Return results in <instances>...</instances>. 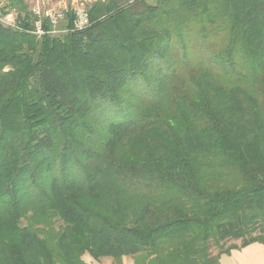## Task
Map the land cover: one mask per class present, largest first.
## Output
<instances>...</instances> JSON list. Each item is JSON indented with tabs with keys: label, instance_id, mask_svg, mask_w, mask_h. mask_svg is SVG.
<instances>
[{
	"label": "trees",
	"instance_id": "trees-1",
	"mask_svg": "<svg viewBox=\"0 0 264 264\" xmlns=\"http://www.w3.org/2000/svg\"><path fill=\"white\" fill-rule=\"evenodd\" d=\"M3 1L0 264L264 245V0Z\"/></svg>",
	"mask_w": 264,
	"mask_h": 264
},
{
	"label": "rangeland",
	"instance_id": "rangeland-1",
	"mask_svg": "<svg viewBox=\"0 0 264 264\" xmlns=\"http://www.w3.org/2000/svg\"><path fill=\"white\" fill-rule=\"evenodd\" d=\"M95 0H25L30 10L34 11L38 18L47 17L51 15L53 20L56 21L52 23L50 21V35L58 36L65 32L63 28L64 16L63 12L68 8L75 10L76 12H81L84 7ZM4 5V1L0 0V8ZM15 19L14 11L10 12L3 18L5 23H13ZM231 243L239 244V241H228L224 246H228ZM264 248L263 244H260ZM217 251V249H214ZM239 250V249H238ZM253 253H251L252 255ZM250 255V254H248Z\"/></svg>",
	"mask_w": 264,
	"mask_h": 264
},
{
	"label": "crops",
	"instance_id": "crops-1",
	"mask_svg": "<svg viewBox=\"0 0 264 264\" xmlns=\"http://www.w3.org/2000/svg\"><path fill=\"white\" fill-rule=\"evenodd\" d=\"M82 258L87 264H135V258L130 256H123L119 262L110 257L93 259L88 254H84ZM218 264H264V248L256 242L239 250L233 249L228 254H222Z\"/></svg>",
	"mask_w": 264,
	"mask_h": 264
},
{
	"label": "built area",
	"instance_id": "built-area-1",
	"mask_svg": "<svg viewBox=\"0 0 264 264\" xmlns=\"http://www.w3.org/2000/svg\"><path fill=\"white\" fill-rule=\"evenodd\" d=\"M47 17H49L51 19V22L54 23L56 21L53 20L52 16L49 14L47 15ZM86 18H85V15L83 13H81L78 17V20H77V25L78 27L84 25L86 23ZM34 34L40 36L42 34V28H41V23H40V20L36 21L35 22V29L33 31Z\"/></svg>",
	"mask_w": 264,
	"mask_h": 264
}]
</instances>
